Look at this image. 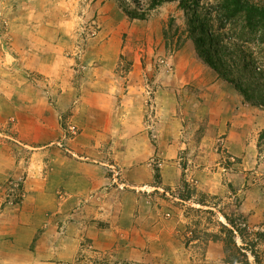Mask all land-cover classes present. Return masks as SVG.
Wrapping results in <instances>:
<instances>
[{
	"label": "rangeland",
	"instance_id": "374dc122",
	"mask_svg": "<svg viewBox=\"0 0 264 264\" xmlns=\"http://www.w3.org/2000/svg\"><path fill=\"white\" fill-rule=\"evenodd\" d=\"M133 2L60 0L51 7L47 0H0L2 53L26 39L12 25L32 28L57 16L67 25L64 34L44 39L57 49H37L51 58L49 66L58 62L51 75L66 72L58 80L22 68L15 52L13 77L6 68L0 78L10 87L0 91V264H34L29 258L37 264H152L125 255L142 232L117 231L114 241L109 228L119 208L128 222L134 197L154 204L179 241L169 261L164 263V254L153 264H225L226 219L240 232L245 229L235 245L249 263L264 264V109L244 105L233 87L198 59L185 42L186 18L177 3L132 20L123 8L136 10ZM139 2L142 12L148 0ZM212 4L202 0L205 7ZM252 53L261 57L256 48ZM25 88V100L15 97L14 91ZM89 93L100 94L87 102ZM37 99L56 113V121L43 122L55 128L48 137L30 108ZM17 110L27 116L4 117ZM58 160L81 165L86 176L103 177V184L75 205L55 190L54 204L35 210L26 184L42 181V172L49 173L44 174L49 182ZM78 227H86L83 239ZM158 230L165 239L167 229ZM67 231L71 244L77 240L76 251L65 249ZM100 232L102 240L93 236ZM103 240L108 243L100 246ZM12 253L21 263L9 259Z\"/></svg>",
	"mask_w": 264,
	"mask_h": 264
},
{
	"label": "crops",
	"instance_id": "0c3cea01",
	"mask_svg": "<svg viewBox=\"0 0 264 264\" xmlns=\"http://www.w3.org/2000/svg\"><path fill=\"white\" fill-rule=\"evenodd\" d=\"M59 1L60 0H55L54 2H59ZM54 2L47 0V5H49V3H50L51 7H52V5H54ZM51 16L54 17L55 14H53ZM30 19H32V18L30 17ZM41 19L43 22H45V20L43 18H41ZM46 22H47V24H50V27L47 26ZM46 22L42 26L32 25V28L31 27L28 28L27 25H25V24H22L21 27H20V25H16L15 27H14V25H12V29L18 30V34L20 32L23 36L26 37V39L24 40V44H22V45H19L17 43V45L15 46V48L13 50L11 48H9V50H10L9 54L5 51H3L4 53H2L0 51V78H2L3 76L4 77L6 76V73H5L6 68L8 70H10V71H8V72H10L9 73L10 77H13L11 70H13V71L15 70V68L18 64V61L16 62V59L11 56L12 52H15L16 54H18L20 56L19 63H20L22 68H24L28 71L38 72V73L44 75L45 78L50 77L49 78L50 80H53V79L58 80L60 78V76H62L63 74L66 73L65 71H63L62 75H61V73H59L55 77L53 75H51V73H53V74L57 73V71H55V70L53 71V68L56 67L58 62L55 61V66H53V65L49 66L51 63H53V61H51V58L49 59V58L43 57L39 52L42 50H39V51L37 50L38 48L41 49V47H43L44 45L46 47H51V49H53V50L57 49L54 45H51V46L48 45L44 39L48 35H50V36L53 34L58 35V33L64 34V31L66 32L65 27L67 25L62 24L61 21L58 20V16H57V18H52L51 22L49 21V19H46ZM31 32H33V34H32L33 39H31L29 42L27 40V37H29L31 35ZM32 49H35V50L32 51ZM25 55H27V59H28L27 62H25L26 61ZM68 61H70V60H68ZM16 78H17V75H16ZM90 81H91L90 85L92 86L93 79H90ZM3 87L4 88H10V87L6 86V80L4 82V79H2L0 81V91L2 89H4ZM99 94L100 93H89L88 94L89 99H87L86 101L91 102V101L96 100ZM4 95H5V93H4ZM14 95L19 100H25V98L28 97L27 96V89L26 88L25 89H18L16 91H14ZM29 96L31 97L32 95L29 94ZM37 100H38V105H35L34 102H31L32 104L30 105V108H32V110L35 111L36 114H38L39 118L42 121V123H41L42 132L46 133L44 135L46 137H48V135H50V133H51V129L54 127H53V124L51 126V123H44L43 124V122H46L44 120H47L48 122L56 121V113L48 110L46 108L47 106H44V104L42 103V99H37ZM87 110L90 111V108H87ZM9 114H13V115H15V117L17 115L27 116L26 113L22 112L21 110H17V111H12V112L10 111V112L6 113L4 117L10 116ZM44 117L46 119H43ZM50 127H51V129H50ZM138 131L139 130H137V131L135 130V133H137ZM181 146H184V144H182ZM181 146H179V147H181ZM56 164H57V168L55 169V172L53 174H51V176L49 177V178H51L49 182L46 183L45 179H44L45 178L44 174H49V173L48 172L47 173L42 172L43 175H40V177H41L43 182L38 180V178H36L35 184L32 181L26 184V187H25L26 192H27V190L29 192L31 191L30 195L28 197V201L30 198H34V207H35L34 209L35 210H38L40 208V206H42L43 204H45L46 202H49V201L53 202V204H54V201L52 199V196H53L52 194L54 193L55 190H61L64 193H66L69 198L70 197L73 198L72 201L69 203H73L75 205L76 200L84 198L87 194L94 191L96 189V187L99 186L101 183L103 184V182H102L103 179L101 180V178H103V177H99V176L96 177L95 175H94V177L86 176V171L83 170L82 166L79 164H75L72 161L70 162L67 160H58L56 162ZM137 180H139V179H137V178L134 179V184H138ZM99 182H100V184H99ZM27 195H28V192H27ZM24 203H25L24 204L25 207L29 206L28 202H24ZM100 205H101V203H100ZM128 205L129 206H128L127 214L125 215L128 218H130L128 220V222L123 220L124 219L123 218L124 213L122 212V210L120 208H119V210L114 212L116 214L113 217V221H114L113 223L114 224L109 226V228H113L115 230L113 233L114 234V241L117 240L115 238V233L117 231L121 232L122 230H127V231L131 230L132 233L135 232L136 230H137V232L140 231L142 233L138 234V236L136 237V242H135L134 246H132L131 248L129 247L130 249L125 251V255L127 256V258H132L133 260H135L137 262H147L148 261V263L153 264L154 262L162 260L163 255L166 254L167 257H166V259H165L166 261H164V263L169 261L171 259L170 255L172 254L171 253L172 252L171 247L176 246L177 243H179V241L176 239V234H173L171 232L173 229H171V231H170V228L168 229L167 226L165 225L166 223L158 218V214L156 213V211H155L156 209L154 207L155 205L150 204L149 201L144 202L143 200L134 197V199L132 201L128 202ZM145 205H149V206L146 207ZM54 208H57L56 202H55ZM106 208H110V207H107V205H106ZM84 209L86 210V216H87V210H89V209H88V207H84ZM65 211H66V209H65ZM104 215L106 216V214H101V216H104ZM106 217H108V216H106ZM69 227H70V225H69ZM69 227L67 226V229H69ZM163 227H165L168 231L165 239H161L159 236L158 228H163ZM99 229H101V228H99ZM78 230H76L78 232L77 236L80 237V239H83L86 236V227H78ZM70 232L75 233L73 231H70ZM102 233L103 232L93 234V236L96 235L97 238L102 240V238L99 235ZM66 234L71 239L69 242H66L67 247L65 249L67 250L69 248H72L73 251L74 250L76 251V245L75 244H76L77 240L75 241L74 245L71 244L70 242L72 241L73 237H71L72 235H70V233L68 231L66 232ZM102 235L104 238V234H102ZM134 235L132 234V237L135 240ZM168 236L174 237V238L168 239ZM152 238H155L156 241L153 244H149L152 242L151 241ZM158 238L161 240V242L158 241ZM92 239H93V237H92ZM62 241H63V239H62ZM56 243L60 244L61 241L57 240ZM98 243H101L100 246H102V245L105 246L108 242L106 243V240H103V241H98ZM61 244H63V243H61ZM221 249H222V247H221ZM61 250H63V248ZM46 253H48V252H46ZM120 254H121V256H123V252ZM9 259H12V261L19 260L21 263V257H19L18 254L14 255L12 253ZM219 259H220V261H222L224 259V256L220 255ZM28 260H31L34 264H37L35 259L29 258ZM206 260H208V257H206ZM207 263L210 264L209 262H207Z\"/></svg>",
	"mask_w": 264,
	"mask_h": 264
},
{
	"label": "trees",
	"instance_id": "16d2710c",
	"mask_svg": "<svg viewBox=\"0 0 264 264\" xmlns=\"http://www.w3.org/2000/svg\"><path fill=\"white\" fill-rule=\"evenodd\" d=\"M213 1L205 7L202 0H148L145 12H139L141 2L134 0L138 12L123 11L132 20H143L162 5L177 3L186 18L185 42H191L198 59L231 85L244 105L264 109V0ZM251 48L261 57L248 54ZM226 220L230 229L226 231L224 263L250 264L243 249L235 245L236 235L242 239L245 229L240 232L234 220Z\"/></svg>",
	"mask_w": 264,
	"mask_h": 264
}]
</instances>
